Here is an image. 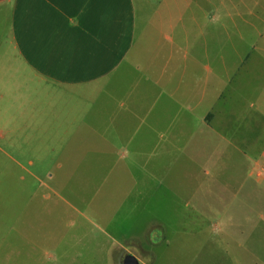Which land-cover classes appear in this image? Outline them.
Segmentation results:
<instances>
[{
	"label": "crops",
	"instance_id": "crops-1",
	"mask_svg": "<svg viewBox=\"0 0 264 264\" xmlns=\"http://www.w3.org/2000/svg\"><path fill=\"white\" fill-rule=\"evenodd\" d=\"M262 1L0 0V136L14 120L53 118L37 105L57 88L108 90L112 111L98 114L94 130L110 136L108 146L97 145L101 161L87 165L115 168L119 152L131 151L128 167H160L169 157L177 167L195 146L214 152L208 166L232 167L225 157L234 152L236 185L197 174L142 182L154 183L148 194L202 200L171 212L172 230L204 233L212 264H264V59L243 66L252 48L242 45L258 37ZM241 67L251 74L235 80Z\"/></svg>",
	"mask_w": 264,
	"mask_h": 264
},
{
	"label": "rangeland",
	"instance_id": "rangeland-1",
	"mask_svg": "<svg viewBox=\"0 0 264 264\" xmlns=\"http://www.w3.org/2000/svg\"><path fill=\"white\" fill-rule=\"evenodd\" d=\"M257 11L258 37L243 41L244 47L252 48L243 56V66L256 57L264 59L258 52L264 47V8ZM249 74L241 67L234 79ZM95 89L57 88L53 102L37 105L38 113L51 111L55 118L14 120L16 128L0 136V264H124L127 255L139 264H212L208 257L213 247L204 245V233L196 238L192 232L172 230L177 221L171 212L186 210L187 203L198 207L202 200L171 198L162 189L148 194L154 183L142 180L149 175L163 179L197 174L208 183L218 178L236 185L237 154L226 152L232 167L208 166L214 152L194 150L195 146L181 152L177 167L176 157L160 167H128L131 151L119 152L122 160L115 168L89 166L101 161L97 145L108 146L110 137L94 133L104 121L96 118L113 107L108 90L99 94ZM112 157L105 155L102 161L111 162ZM215 238L224 239L219 231Z\"/></svg>",
	"mask_w": 264,
	"mask_h": 264
},
{
	"label": "water",
	"instance_id": "water-1",
	"mask_svg": "<svg viewBox=\"0 0 264 264\" xmlns=\"http://www.w3.org/2000/svg\"><path fill=\"white\" fill-rule=\"evenodd\" d=\"M124 264H139L138 260L133 255H127Z\"/></svg>",
	"mask_w": 264,
	"mask_h": 264
}]
</instances>
